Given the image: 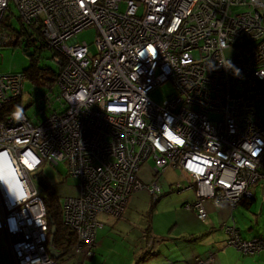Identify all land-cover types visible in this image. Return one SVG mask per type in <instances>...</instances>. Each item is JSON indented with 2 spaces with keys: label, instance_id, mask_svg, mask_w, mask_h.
<instances>
[{
  "label": "built area",
  "instance_id": "built-area-1",
  "mask_svg": "<svg viewBox=\"0 0 264 264\" xmlns=\"http://www.w3.org/2000/svg\"><path fill=\"white\" fill-rule=\"evenodd\" d=\"M121 2L0 0V45L13 43L17 16L28 43L43 41L58 65L32 115L22 104L26 72H0V232L13 264H61L34 180L45 162H64L79 180L62 205L73 252L85 258L95 254L100 215L120 216L142 189L159 198L168 167L187 176L178 191L196 190L187 207L202 220L207 200L236 207L264 185L256 110L264 103V0H128L125 11ZM92 26L96 52L76 37ZM166 83L174 94L153 99ZM150 158L154 178L145 183ZM224 229L245 253L264 251V235L245 238L236 223Z\"/></svg>",
  "mask_w": 264,
  "mask_h": 264
},
{
  "label": "rangeland",
  "instance_id": "rangeland-1",
  "mask_svg": "<svg viewBox=\"0 0 264 264\" xmlns=\"http://www.w3.org/2000/svg\"><path fill=\"white\" fill-rule=\"evenodd\" d=\"M127 1L122 0L120 4L121 11L126 10ZM242 9L243 7H235L236 11ZM5 20L6 23L10 24L11 16H6ZM12 22L15 28L12 29L15 33L13 34V43L8 42L5 44L1 41L2 44L0 45V72L4 74L24 72L32 63L31 54L35 52L33 46H28L25 37L17 34V31H21L19 18L16 16ZM97 34V28L92 26L77 32L76 37L80 42L88 41L92 52H96ZM229 53L228 50L227 54ZM41 54L40 67H51L54 71H58V65L53 60L52 53L45 49ZM44 91L43 86L35 85L26 80L22 104L29 115L36 112L35 100ZM173 94L174 87L172 84L166 83L155 89L152 92V97L157 101H161ZM256 110L258 116L264 119V103L257 105ZM214 117L217 119L221 115L216 114ZM153 165V158L142 165L140 174L145 183H150L154 178L151 171ZM36 173L37 175L33 173L36 184L38 186L54 187L62 196V199L78 193L79 180L67 175V166L64 162L59 165L45 162ZM186 179L187 176L180 169L172 166L165 169L160 179L163 190L158 201V197L152 195L147 189H142L129 198L126 208L120 216L101 214L100 219L104 222V227L99 231L94 256L85 258L72 252L60 261L61 264H136V261L149 257L148 253L155 252L157 247L159 250L168 251L169 247L174 246L179 250V246H182V244L190 246L196 244L199 240L188 239L192 231H198L194 232L198 233L196 235H200L199 233L204 235L210 227L204 225L205 221L199 219L196 211L187 207V203L196 200V190L185 188L178 191L177 185L180 184L181 188H184ZM41 181L43 182L41 183ZM263 203L264 193L261 191L258 192V199L251 208L241 205L235 208V217L241 229H244H242L244 234L249 233L247 232L248 229L253 227L254 231H264V209L262 210L264 206L261 207ZM206 206L209 210V216L212 213L210 208L215 209L213 211L215 213L214 217L217 226H219L223 222L221 211L212 200H207ZM222 206L233 209V206L228 202H224ZM221 225L218 229L226 236L224 230L221 229ZM255 233H249L251 235H248V237L253 238L256 235ZM136 253L138 255L134 258L132 254ZM153 255L154 257H152ZM153 255L150 256V259L151 257L156 258L158 254ZM0 264H13L7 239L1 232Z\"/></svg>",
  "mask_w": 264,
  "mask_h": 264
},
{
  "label": "crops",
  "instance_id": "crops-1",
  "mask_svg": "<svg viewBox=\"0 0 264 264\" xmlns=\"http://www.w3.org/2000/svg\"><path fill=\"white\" fill-rule=\"evenodd\" d=\"M252 188H253V192L255 193L254 198L244 199L238 205H241L246 208H251L254 202L257 201L258 199V192L262 191L264 193L263 184H259ZM249 200H251V202H249ZM245 201H246V204H245ZM222 205L223 203L220 206H217L219 210L221 211V216L223 220V222L221 223L222 225L219 224V226L221 225V229L224 230V232L226 233V236L224 233H222L218 229L219 226H217V222L214 217L215 213L213 212L215 211V209L210 208V211L212 213L208 218L209 220L208 219L204 220L205 221L204 225L206 227L209 226L210 228L204 233V235H202V233H199L200 235H196L198 233H194V232H198V231H192V233L190 234V237L188 238L189 240H192V239L199 240L196 242V244L191 245V246L182 244V246H179V250L173 246V247H169L168 251L159 250V248L157 247V250L155 252L148 253L149 257L136 261V264H200L198 262L199 259L204 261L205 264H264V251L255 252V253H245L237 246L229 244V242L227 243L229 234L224 229V224L225 223H228V224L236 223V225L240 229L241 227L239 226V223L237 222V218L235 217V214H234V210L235 208L238 207V205L236 207H233V209H231L228 206H222ZM205 206H206V203H205ZM263 206H264V203L262 204L261 207ZM263 209L264 208H262V210ZM207 211L209 214L208 208H207ZM253 228H249L247 232L249 233L256 232L255 233L256 235L254 236L264 235L263 230L254 231ZM242 229L241 231H242L243 236L245 238H250L248 237V235H251V234L249 233L244 234L243 232L244 229L243 230ZM99 233H98V236H99ZM153 254H158V255L156 256V258H152L154 257ZM137 255H138L137 253L132 254L134 258L137 257ZM151 255L153 256L150 259Z\"/></svg>",
  "mask_w": 264,
  "mask_h": 264
},
{
  "label": "trees",
  "instance_id": "trees-1",
  "mask_svg": "<svg viewBox=\"0 0 264 264\" xmlns=\"http://www.w3.org/2000/svg\"><path fill=\"white\" fill-rule=\"evenodd\" d=\"M20 23H21V31L24 34L25 39L27 40V42H30V39L27 38L26 36L27 34H25V32L23 31L25 28L21 21ZM3 24L6 25L7 27H10L9 23H6V20H4ZM12 29L15 28L12 27ZM30 43H28V46L30 47L33 46L35 48V52L31 54L32 63L30 64L29 68L24 71L27 74V80L39 86H43L48 84L49 82H53L57 75V71H54L51 67H47V68L40 67V58L42 55L41 53L43 52V50L46 49L45 44L41 40L39 42L33 43V45ZM42 182L43 181H41V183ZM39 188L43 196L45 197L47 204L50 234L53 232V230L56 231L54 235L53 243L50 245L51 246L50 250L55 252L56 254H59L58 260L61 261L65 259L66 256L70 255V253L73 252V247L76 243L77 237L75 232L64 222L62 198L59 192L52 186L40 185ZM158 200L159 198H157V201ZM251 200H249V202H251ZM97 242H98V238H97ZM228 242L229 240L227 239V243Z\"/></svg>",
  "mask_w": 264,
  "mask_h": 264
},
{
  "label": "water",
  "instance_id": "water-1",
  "mask_svg": "<svg viewBox=\"0 0 264 264\" xmlns=\"http://www.w3.org/2000/svg\"><path fill=\"white\" fill-rule=\"evenodd\" d=\"M254 198V197H253ZM56 231L55 230H53V234L55 233ZM53 240H54V235L52 236V238H51V243L53 242ZM52 254L56 257V258H58L59 257V254H56L55 252H53L52 251Z\"/></svg>",
  "mask_w": 264,
  "mask_h": 264
},
{
  "label": "clouds",
  "instance_id": "clouds-1",
  "mask_svg": "<svg viewBox=\"0 0 264 264\" xmlns=\"http://www.w3.org/2000/svg\"><path fill=\"white\" fill-rule=\"evenodd\" d=\"M228 66H231V63H230V61H229V64H228ZM235 71H236V74L238 75V74H239V69H235Z\"/></svg>",
  "mask_w": 264,
  "mask_h": 264
}]
</instances>
